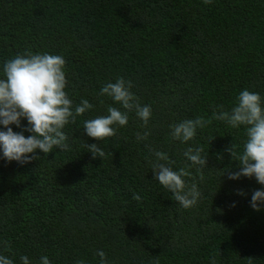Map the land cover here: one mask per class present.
<instances>
[{"label":"trees","instance_id":"1","mask_svg":"<svg viewBox=\"0 0 264 264\" xmlns=\"http://www.w3.org/2000/svg\"><path fill=\"white\" fill-rule=\"evenodd\" d=\"M28 52L62 56L67 85H89L73 104L86 99L94 107L64 127L67 150H37L40 158L25 165L0 151V255L13 264L22 255L30 264L42 256L50 264H100L98 251L107 264H264V208L250 206L264 185L228 179L227 170L239 169L225 149H242L244 127L213 119L187 143L170 135L171 125L210 119L218 105L230 111L244 89L264 103V0H0V78L5 61ZM118 77L151 106V119L145 129L130 112L127 126L96 141L83 123L107 115L109 105L124 111L99 96ZM145 131L151 135L138 141ZM93 143L104 157L88 152ZM189 146L203 148L207 167L203 181L188 168L185 182L201 196L184 209L153 179L149 147L179 170L190 164Z\"/></svg>","mask_w":264,"mask_h":264},{"label":"clouds","instance_id":"2","mask_svg":"<svg viewBox=\"0 0 264 264\" xmlns=\"http://www.w3.org/2000/svg\"><path fill=\"white\" fill-rule=\"evenodd\" d=\"M203 3L211 4L212 0H203ZM65 64V59L60 55L31 52L17 54L4 62L3 78H0V125L6 130H0V151L7 162L16 161L25 165L40 158L36 155L37 150L45 155L54 148L67 150L68 137L63 132L64 127L70 122L75 123L77 117L84 116L86 111L94 107L86 99H82L79 105L73 104H77L79 96H84L89 85L81 88L67 85ZM65 88L69 89L75 101L68 97ZM131 88L130 80L118 77L115 83H107L100 89L99 96L110 97L124 111L109 105L106 109L107 115L85 120L83 130L88 137L102 141L115 136L118 127L127 126L129 113L133 111L142 121L141 127L147 129L152 116L151 106L141 105ZM100 103L103 104L104 101L100 100ZM22 119L27 121V127L22 126ZM213 119L223 121L232 128L244 127L245 140L242 149L238 151L234 143L225 149L232 161L238 162L239 169L227 170L228 179L254 177L260 185H264V103L260 94L244 89L237 96L235 106L230 111L224 110L223 105H218L210 119L196 117L171 125V138L187 143L194 139L197 129L206 127ZM10 125L22 128V131L14 132ZM25 131L31 135L25 137ZM149 135V131L143 134L138 132L136 139L146 140ZM214 139L215 137L212 140ZM85 147L94 159L105 156L98 143L86 144ZM203 151L201 147H187L183 155L190 164L173 170L171 165L174 161L170 160L166 152L149 147L150 154L155 158L150 161L153 179L171 192L172 198L184 209L195 206L201 196L197 184L193 182L189 186L184 178L191 176L188 168L196 167L200 174L199 179L203 181V169L207 167V156L202 155ZM218 159L223 157L218 156ZM238 194L244 195L243 192ZM133 199L139 201L141 197L134 194ZM250 206L256 211L264 208V190L253 192ZM5 247L10 250L7 242ZM97 255L100 257V264H107L103 251H98ZM20 260L22 264H30L26 255H22ZM0 264H13V260L0 255ZM39 264H50V260L47 256H42ZM76 264H85V261L78 260ZM212 264H215L214 259Z\"/></svg>","mask_w":264,"mask_h":264}]
</instances>
